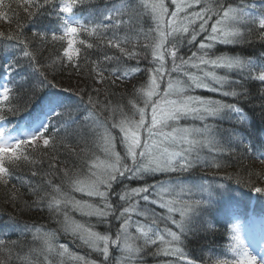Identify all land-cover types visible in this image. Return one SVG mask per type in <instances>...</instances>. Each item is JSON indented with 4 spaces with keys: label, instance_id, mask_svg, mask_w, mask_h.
Segmentation results:
<instances>
[{
    "label": "snow or ice",
    "instance_id": "1",
    "mask_svg": "<svg viewBox=\"0 0 264 264\" xmlns=\"http://www.w3.org/2000/svg\"><path fill=\"white\" fill-rule=\"evenodd\" d=\"M0 22V264H204L209 237L211 264H264V210L197 175L242 153L264 196V51L235 53L264 47V0H0Z\"/></svg>",
    "mask_w": 264,
    "mask_h": 264
},
{
    "label": "trees",
    "instance_id": "2",
    "mask_svg": "<svg viewBox=\"0 0 264 264\" xmlns=\"http://www.w3.org/2000/svg\"><path fill=\"white\" fill-rule=\"evenodd\" d=\"M256 2H259V0H256ZM22 15V14H21ZM7 25H4L3 22H0V28H6ZM223 51L229 52V48L225 46H221ZM261 51H264V47H262L260 44H254L251 46L245 45L243 47H238L235 50L236 54H241L245 56H258ZM233 54V53H230ZM45 57L51 55L53 58L56 55V51L54 48H49L45 53ZM27 71V68H25ZM51 78V77H50ZM56 81L61 84L64 87H67L69 84L73 86V88L76 86L77 83L83 87L84 84V78L79 77L76 75L69 76L68 72L59 73L56 76ZM262 86L258 83L253 84L251 86V90L256 94L257 90L260 89ZM59 89H47V92L52 91H58ZM122 89H118L116 91H120ZM197 94H201L198 92ZM65 95H72V91L70 90L68 93H65ZM206 95H214L211 93H206ZM216 98H219L218 96ZM259 97L257 96L256 99L253 100V102L247 107L249 109L254 110L255 112V127L252 129L253 136H260L264 134V122L260 119V108L258 105L260 104ZM9 120L12 121H18L20 120V117H9ZM224 127H227V125H224ZM63 158V156L61 157ZM231 166L225 167L224 169L220 170L219 172L215 170H206L198 172L197 175H205L209 179L213 180L216 183H225V184H231L233 189H235L242 199H244L248 204L249 208L255 210L256 212H260L261 210H264V196H258V194L251 192L249 188L244 187L243 185L237 186L236 184V177L235 173H239L241 179H247V175L245 173V169L249 168V166L253 163L248 158H245L242 153H239L231 159L229 162ZM261 168H264V166L259 165L258 163L255 166V171H260ZM228 175H232L233 179L229 180ZM255 179V177H253ZM257 186H260V182L257 183ZM13 213V209L10 205H7L3 202V200H0V222L6 221L8 218V214ZM16 215H19V213H14ZM76 218L79 219V215L75 214ZM21 219L27 220L29 219L28 216H21ZM31 218L40 221L41 223H47V215L46 214H37L35 212L31 213ZM98 230L102 231V228H99ZM15 235L12 236V239H15ZM61 242L67 243L69 245V248L74 251L78 252L80 254H85L86 249L83 247L78 246V244L73 243L70 237L62 236ZM227 244L228 240L227 237L224 239H220L219 237H209L206 244H205V251L203 253L200 252V246L198 244L193 245V248L196 249L197 255H202L204 259V264H211V261L216 259L219 256H222L227 251ZM147 264H154L153 260L151 258L148 259Z\"/></svg>",
    "mask_w": 264,
    "mask_h": 264
}]
</instances>
